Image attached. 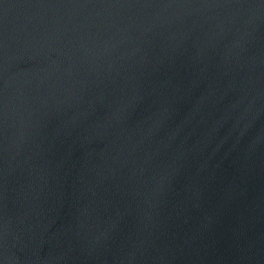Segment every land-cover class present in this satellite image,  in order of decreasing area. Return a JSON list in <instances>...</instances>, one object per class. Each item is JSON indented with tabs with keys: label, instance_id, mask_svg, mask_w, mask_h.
<instances>
[{
	"label": "water",
	"instance_id": "95a60500",
	"mask_svg": "<svg viewBox=\"0 0 264 264\" xmlns=\"http://www.w3.org/2000/svg\"><path fill=\"white\" fill-rule=\"evenodd\" d=\"M0 264H264V0H0Z\"/></svg>",
	"mask_w": 264,
	"mask_h": 264
}]
</instances>
